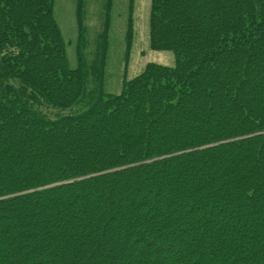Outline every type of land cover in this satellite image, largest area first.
Listing matches in <instances>:
<instances>
[{"label": "trees", "instance_id": "trees-1", "mask_svg": "<svg viewBox=\"0 0 264 264\" xmlns=\"http://www.w3.org/2000/svg\"><path fill=\"white\" fill-rule=\"evenodd\" d=\"M53 8L0 0V264H264V0H150L119 94Z\"/></svg>", "mask_w": 264, "mask_h": 264}, {"label": "rangeland", "instance_id": "rangeland-1", "mask_svg": "<svg viewBox=\"0 0 264 264\" xmlns=\"http://www.w3.org/2000/svg\"><path fill=\"white\" fill-rule=\"evenodd\" d=\"M149 10L150 0H54L53 13L66 43L70 67L77 66L79 55L88 67L97 61L98 37L104 29L106 18L108 51L103 81L105 93L119 94L123 82L141 74L148 64L174 67L176 58L173 52H155L149 48ZM129 20L132 25V43L126 53ZM92 86L90 80L89 88ZM80 109L83 110L82 105L66 111H43L55 117Z\"/></svg>", "mask_w": 264, "mask_h": 264}]
</instances>
